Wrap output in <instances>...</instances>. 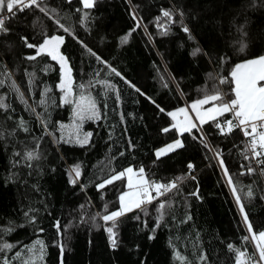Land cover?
I'll use <instances>...</instances> for the list:
<instances>
[{"label":"trees","instance_id":"obj_1","mask_svg":"<svg viewBox=\"0 0 264 264\" xmlns=\"http://www.w3.org/2000/svg\"><path fill=\"white\" fill-rule=\"evenodd\" d=\"M39 3L0 14L8 17L7 31H0V97L7 105L0 108V230L11 229L0 231V244L14 246L0 252V264L28 261L27 249L38 240L45 245L42 264H236L230 244L258 260L254 241L243 239L251 237L244 213L255 232L264 231V164L251 159L256 171L247 174L238 127L222 134L212 120L181 135L168 113L216 89L225 100L234 98L232 69L264 55V0H95L88 9L81 0ZM164 10L174 13V22ZM53 35L64 38L60 52L71 68L74 98L83 84L100 109L99 120L80 128V140L91 133L84 144L68 140L61 128L73 121V106L58 88L60 64L22 39L38 46ZM221 78L229 82L220 84ZM230 119L228 113L218 122ZM177 139L183 147L157 158ZM33 151L38 158L26 159ZM128 167H143L146 179L157 183L183 179L119 217L113 248L112 222L101 217L119 209L126 180L98 185Z\"/></svg>","mask_w":264,"mask_h":264},{"label":"snow or ice","instance_id":"obj_2","mask_svg":"<svg viewBox=\"0 0 264 264\" xmlns=\"http://www.w3.org/2000/svg\"><path fill=\"white\" fill-rule=\"evenodd\" d=\"M82 4L85 9L92 8L95 4V0H82ZM33 5L39 8V0H0V14L5 11L9 14H14V9L23 11L24 8H30ZM41 11H46V9L41 8ZM163 17L174 22V13L170 10H164ZM7 18V16L0 15V31H7L4 27L5 20ZM84 20H87V14H85ZM137 26H139V24ZM60 27L63 28V25H60ZM183 30L185 32H189V29L186 26ZM64 31L67 32L68 29L64 28ZM130 35L131 32L121 37L120 42L126 43ZM22 39H24L28 48H36L37 55L47 54L52 60L57 61L60 64L62 79L59 84V88L64 93V103L75 105L73 129L76 132L77 141L82 144L87 143L91 133L85 134L83 140H80L79 129L85 120H99L100 109L97 106L95 98H93L90 94L85 95L83 91L85 85L83 84L78 85V87L82 90L79 94V98H74L71 68L68 65L67 58L60 52V47L64 43V38L59 35L45 37L43 42L38 46L28 43L27 37ZM245 47V45H242L240 51H244ZM88 51L92 55H95V53L91 52V49ZM199 51V49H196L193 54L195 55ZM35 58V56L28 57V59ZM97 59L99 60L100 58L97 57ZM112 71L115 72V69H112ZM116 75H119V73H116ZM230 77L231 83L233 84L232 92L234 98L225 100V94L219 89H216L210 94L206 93L202 99L192 103L190 108L195 113L196 119L200 124L207 122L209 119L217 121L216 127L220 129L222 134L225 133V130L230 133L235 127L241 128L244 136L250 138L245 147L244 158L250 161L247 168V174H252L256 171L251 167L252 158H255L257 164H264V159H262V157H264V55L236 64L230 72ZM228 82V78H221L219 80L220 84ZM100 83H102L106 88L114 87L108 84L107 81H100ZM3 84L4 81L0 80V86H3ZM12 87L16 88L15 82H13ZM16 90L18 91V89ZM47 91L48 90L46 89V92ZM137 91H139V89H137ZM43 103H45V101H41V104ZM206 104H211L212 107L204 109L203 106ZM6 107L7 105L3 103V97H0V108ZM161 111H163V109H161ZM225 113H232L233 119L226 120L223 124H221L218 122V118L224 116ZM168 115H170L172 120L175 121L172 127L177 129L181 135L185 132L190 133L193 128L197 127V124L189 115L188 108H180L177 111L168 113ZM180 117H182V119H180ZM23 124L24 122L21 121V127H23ZM65 127L67 126L61 125L62 129ZM169 130V128L163 129L164 132H168ZM25 131H27L26 128ZM61 139H64L63 135L61 136ZM179 147H183V144L179 139H177L175 142L161 148L156 153V156L159 158L160 156L166 155L168 152L174 151ZM216 155L218 156L219 153H216ZM37 158L38 153L35 151L28 152L26 154V159L28 160ZM219 162L223 165L222 159ZM188 167L192 168L193 165L189 164ZM73 172L76 177L80 176V168L78 165L75 166ZM224 172L228 178L229 184L232 185L233 193H237V188L233 184L232 177L228 175L226 167L224 168ZM241 174L243 175L245 173L242 172ZM261 174H264V169H261ZM125 178L127 180V191L119 196V209L101 217L106 223L109 221L112 222V226L108 227L107 231L113 248L117 246L116 232L114 231V228L116 227L118 218L125 215L127 212L133 211L134 209H141L143 205L149 204L154 199H158L160 196L165 195L167 192L176 188L178 182L172 181L169 184H162L155 181H149L145 177V170L143 167H140L138 170H134L133 167H128L127 169L113 174L99 184L98 187L103 188L107 184H112L115 181L123 180ZM179 179L183 178L181 177L178 178V180ZM72 183H76V180L73 179ZM153 192H155V196H153ZM197 194L198 193H193V195ZM247 195L249 197L252 195L251 189H249ZM236 200L238 202L240 201V196L238 194L236 195ZM164 209L165 203L161 202L157 209L160 213L158 217L159 220L163 219ZM240 209L241 212L244 213L243 204L240 205ZM244 221L246 222V226L251 234V237L246 236L243 239L247 242L251 238V240L256 242L255 249L258 252V260L255 258V255L249 256L246 251H241L231 244L228 247L231 251L236 253V264H264V231H260L259 233L255 232L253 230L252 223L248 221L246 213H244ZM56 226L59 228V223H57ZM158 226L159 224H157V227ZM10 230L11 229H4L0 231ZM13 247L14 246L12 244L4 242L0 244V252L10 250ZM27 251L31 253V256L28 261H24L22 264H42L45 254V245L42 240H38L34 245L29 246ZM16 255L18 259L21 257L19 252H17ZM178 258L183 259V257L179 256ZM3 264H10V261L5 259Z\"/></svg>","mask_w":264,"mask_h":264},{"label":"rangeland","instance_id":"obj_3","mask_svg":"<svg viewBox=\"0 0 264 264\" xmlns=\"http://www.w3.org/2000/svg\"><path fill=\"white\" fill-rule=\"evenodd\" d=\"M81 2H82V0H81ZM61 79H62V76H61ZM60 82H61V80H60ZM60 84V83H59ZM58 88H59V85H58ZM59 90H60V88H59ZM60 92H61V94H62V100H63V95H64V93L60 90ZM78 99V98H77ZM63 102H64V100H63ZM68 104H70V103H68ZM72 108H73V121L70 123V125L69 126H67L66 128H64V134L67 136V138H68V140H70V139H73V140H76L77 141V138H76V132L74 131V129H73V125H74V107H75V105L74 104H72ZM81 128V127H80ZM80 136H81V134H80V129H79V138H80ZM167 146V145H166ZM165 146V147H166ZM164 148V147H163ZM159 151V150H158ZM157 151V152H158ZM169 153V152H168ZM104 221V220H103ZM105 222V221H104ZM110 222V221H109ZM109 222H107V223H109ZM106 223V222H105ZM256 242L254 241V244H255Z\"/></svg>","mask_w":264,"mask_h":264},{"label":"crops","instance_id":"obj_4","mask_svg":"<svg viewBox=\"0 0 264 264\" xmlns=\"http://www.w3.org/2000/svg\"><path fill=\"white\" fill-rule=\"evenodd\" d=\"M242 63V62H241ZM195 102V101H194ZM194 102H191V103H189V104H186L184 107H182V108H188V110H189V115L192 117V119H193V121L197 124V126H201V125H203V124H205V123H207V122H209V121H212L211 119H209L207 122H205V123H203V124H200L199 123V121L196 119V116H195V113L191 110V108H190V106H191V104L192 103H194ZM204 107V109H207V108H210V107H212V105L211 104H206V105H204L203 106ZM175 111H177V110H175ZM174 112V111H173ZM225 114H228V113H225ZM224 114V115H225ZM180 119H182V117H180ZM173 121V120H172ZM175 123V121H173V124ZM177 130V129H176ZM177 132H178V130H177ZM179 133V132H178ZM180 134V133H179ZM125 180H126V178H125ZM126 191H127V180H126ZM124 193V192H123ZM134 210H136V209H134ZM131 212V211H130ZM127 213H129V212H127Z\"/></svg>","mask_w":264,"mask_h":264},{"label":"built area","instance_id":"obj_5","mask_svg":"<svg viewBox=\"0 0 264 264\" xmlns=\"http://www.w3.org/2000/svg\"><path fill=\"white\" fill-rule=\"evenodd\" d=\"M231 115H232V113H230ZM199 127V126H198ZM238 129H239V131H240V133H241V135H242V138H243V141H244V143H245V145H247L248 144V141H249V137H245L244 136V134H243V132H242V130H241V128H239L238 127ZM250 155V154H249ZM252 161L254 162V164L257 166L258 164L256 163V161H255V158H252ZM175 181H180V179L178 180V178L175 180ZM177 182V183H178ZM170 192V191H169ZM168 193V192H167ZM161 197V196H160Z\"/></svg>","mask_w":264,"mask_h":264}]
</instances>
